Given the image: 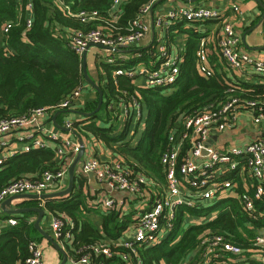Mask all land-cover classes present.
<instances>
[{
    "label": "built area",
    "instance_id": "obj_1",
    "mask_svg": "<svg viewBox=\"0 0 264 264\" xmlns=\"http://www.w3.org/2000/svg\"><path fill=\"white\" fill-rule=\"evenodd\" d=\"M62 11L69 16L76 17L85 24L98 23L101 26L84 31L74 30L68 36L70 48L82 59L92 45H102L111 51L132 49L139 45L150 33L151 26L147 21L159 0H149L143 7L138 18L131 24L128 33H123L117 26L118 13L123 0H115L111 17H104L98 11L79 12L74 14L64 4V0H54ZM29 13L28 29L32 27V0L26 6ZM233 10L239 12V7ZM222 12L207 7H176L155 17L154 27L159 31L153 45L160 57V64L156 69L141 65L133 70L124 68L114 72L117 76L126 75L129 78L144 77V88H163L174 85L180 74L183 54L172 55L163 32L172 23L180 20L198 23L218 20ZM11 24L5 25L3 32L8 33ZM241 39L232 23H224L218 39L220 54L227 66L236 72L251 70L264 79V59L246 53L241 48ZM91 49V48H90ZM116 50V51H115ZM90 50H88L89 52ZM112 57V56H111ZM115 59H108L112 64ZM197 66L201 75L206 78L213 76V70L208 66V53L205 39L200 40L197 52ZM106 82V81H105ZM104 82V83H105ZM230 93L234 90L230 89ZM119 96L108 103V109L117 117L121 129L129 122L138 123L143 119L144 108L139 95L126 90L119 92ZM83 87L55 106L38 108L27 115L11 117L0 121V148L5 156L0 159V165L20 152H29L47 147L43 133V121L64 110H87V103L83 101ZM86 112V111H85ZM251 113L252 124L261 129L263 136L244 147L220 149L211 140L217 133L237 127L241 116ZM75 123L65 121L63 127L69 133L56 132L51 138L60 142L56 149V160L59 162L57 171H44L40 178H20L0 190V207L9 198L32 194L43 195L59 192L64 188L66 176L75 156L78 155L80 145L71 138L70 133L75 130ZM122 125V126H121ZM12 140H15L11 142ZM170 147L162 155L161 164L165 171V184L148 178L142 172H135L127 167L118 155H111L110 159L102 161L94 156L81 163L80 173L88 176L95 174L97 181L110 192L126 193L139 201L138 214L131 228L128 238L118 241L101 240L89 246L81 247L78 253L82 257L78 260L71 255L72 264H92L91 257L104 256L107 259L120 258L119 264H143L139 257V250L148 244H155L162 240L173 227L176 212L180 207L206 206L209 203L225 197L228 192L237 187L236 179H246L251 191L240 195L243 209L253 220L264 218V210L255 201L264 203V107L258 106L256 101L245 100L236 95L230 97L217 107H210L202 112L187 116L183 126L169 137ZM151 198V206L147 209V198ZM129 199H117L107 193L99 196L95 204L106 211L120 210L124 214L129 205ZM150 205V204H149ZM17 225L15 218L0 217V234L7 227ZM51 227L55 237L64 249L74 241L75 223L69 217L62 215L54 217ZM252 247L244 250L227 237L214 234L205 237L199 247L197 264H264V235L259 234L251 240ZM30 257L25 264H45L44 248L36 241L30 243Z\"/></svg>",
    "mask_w": 264,
    "mask_h": 264
},
{
    "label": "trees",
    "instance_id": "obj_2",
    "mask_svg": "<svg viewBox=\"0 0 264 264\" xmlns=\"http://www.w3.org/2000/svg\"><path fill=\"white\" fill-rule=\"evenodd\" d=\"M114 1L64 0V4L74 14L98 11L104 17H111ZM148 2L122 1L117 26L123 33H128L131 24ZM27 4L28 0H0V121L27 115L38 108L55 106L74 90L83 87L82 59L70 48L68 36L74 30L88 31L101 26L98 23L83 24L80 19L62 11L54 0H32L33 23L28 29ZM186 22L180 20L178 23L183 25ZM7 24H11V28L4 34L3 28ZM192 39L183 57L178 79L170 87L137 88L134 79L126 75L117 76L114 81L113 72L119 68L130 71L139 64L151 69L157 68L161 61L155 45L138 49L127 59L112 53L114 64L98 63V70L107 75L106 82L100 85L105 102L99 113L74 125L80 135L88 137L92 134L101 139L124 160L127 167L161 184H165L161 157L170 147V134L181 129L187 116L212 106L217 107L234 95L256 101L258 106L264 107V86L250 87L232 83L214 70L213 76L209 78L201 75L197 67L201 37L192 35ZM230 89L234 92L230 93ZM122 90L137 93L147 114L144 129L136 142L133 137L128 140L131 124L127 122L119 130L118 116L114 118L108 109V103L114 101ZM97 105L98 101H95L87 111H94ZM99 121L106 125H98ZM2 164L0 190L14 180L38 179L44 171L55 172L60 167L55 153L46 149L14 155ZM76 180L74 193L47 201L45 207L54 216L65 215L75 222L74 250L71 254L78 260L83 255L78 253L81 247L92 245L103 236L94 225L81 220L83 212L88 209L82 190L86 180L82 176H77ZM255 203L259 209L264 210L263 202ZM39 204L25 200L18 206L38 207ZM35 215L26 213L15 216L17 225L5 228L0 234V264L26 263L31 255L30 243L38 234L31 221ZM132 216H125L117 209L107 213L103 218L105 235L111 240L122 237L134 223ZM192 217L200 223H188V218ZM80 222L82 228L77 234ZM261 229H264V218L253 220L248 217L241 199L221 200L210 207L201 204L192 208L183 206L176 212L172 229L158 243L144 245L139 250V257L143 264H197L195 259L205 237L221 234L244 250H249L252 247L251 240ZM119 262L118 257H91L92 264Z\"/></svg>",
    "mask_w": 264,
    "mask_h": 264
},
{
    "label": "crops",
    "instance_id": "obj_3",
    "mask_svg": "<svg viewBox=\"0 0 264 264\" xmlns=\"http://www.w3.org/2000/svg\"><path fill=\"white\" fill-rule=\"evenodd\" d=\"M235 5L239 7V12L233 10V7ZM197 6L218 9L220 10V12H222V16L218 20H211V21L198 22V23L186 22L183 25L179 24L178 22L172 23L163 32V37L167 42L171 54L174 56L177 53L181 52L184 57L188 44H190L191 40H193L192 35L201 37L200 40L205 39L206 41V47L208 53V66L212 70L216 71L217 73H220L221 75H224L225 79L231 81L232 83H240L241 85H245V86L248 85L250 87L258 86V85L264 86V79L259 75L253 73L251 70H246L243 72H236L231 70L227 66L225 61L222 59L220 54V48L218 45V39L221 33L222 25L224 23L229 22L234 25L236 33L241 39L242 50L254 57L264 59V0H159L155 4L153 11L150 13V15L147 18V21L151 26V33L136 47H133L132 49H128V50H120L115 53L121 56L122 58L127 59L131 57L132 53H134L136 50L143 48L147 49L151 47L153 45L155 36L159 33V31L154 27L155 17L161 14H166L168 11L176 7L189 8V7H197ZM118 16H120L119 13ZM199 46H198V50H199ZM105 52L103 53L104 55H106V59L100 54H97L95 58L99 56V58L102 59L101 62H106V63L110 58L115 59V57H111L112 55H109L108 52L106 53ZM88 53H87V61H88ZM95 58L92 60L91 63L88 62L87 68L91 78L100 86L102 83H104L107 80V75L102 70H98L97 66H96L97 69L95 68L96 71L95 72L92 71V65L94 64ZM141 65L144 64H139L135 68L137 67L139 68ZM116 70H114V72ZM114 72H113V76H114ZM134 84L137 88H144L145 78L144 77L134 78ZM82 99L83 101H86L87 110H88V108H90L93 105V103H95V101H98L99 94L92 86H90L88 83L85 82V85L83 86ZM87 110L80 112H85V111L89 112ZM66 111H70V110H66ZM145 114L146 111H144L143 113L144 118H145ZM55 116L56 114L52 117H47L46 119H44L43 133L47 145V147L44 149L51 150L52 152H54L56 158V149L58 146H60V142L53 140L51 138V134L56 132H63L67 134L69 133L68 131L60 130L58 127H63V123L65 121L79 123V122H83L86 118L75 113H61L56 117V119ZM252 118L253 115L251 113H247L241 116L236 128L231 130H226L222 133H217L216 135L213 136L211 143L215 147L220 149H228L234 146L244 147L249 143H251L252 141H254L256 138L263 136V132H261V129L252 124ZM98 125L104 126L106 124L99 121ZM118 129L121 130V127L119 126ZM140 129H141L140 122L132 123V126L128 134V140L133 137L134 142H136L140 138L139 135H141L143 131ZM74 131L83 139L85 144L86 150L83 157V161L92 156L99 158L102 161H106L107 159L108 160L110 159L111 155H113L114 151L111 148H109L101 139L95 137L92 134H89L88 137H85L80 135L76 130ZM70 136L72 139L78 141L77 136L73 132L70 133ZM13 141L15 140H12L11 142ZM114 148H116V145H114ZM24 153L26 152H20L17 153L16 155L24 154ZM3 156L5 155L2 151V148H0V159H3ZM76 157L77 156H75L72 163L74 162ZM10 158H7V160ZM80 165L81 163L77 166L75 175L76 177L82 176L86 180V182L82 187V190L84 195L86 196V203L88 208L85 212H83L82 214L83 219L81 220L88 221L90 224L94 225L99 230L100 235L103 236V238L100 239L99 241L101 240L118 241L128 238L131 234V228L133 224H131L128 230L123 233L122 237L116 240H111L105 235L103 231V218L109 212L103 209L101 206L95 204V201L99 196L105 193L117 199H124V198L129 199L130 201L129 200L128 201L130 202L129 203L130 206L127 207V210L123 215L130 216V214H133L132 218L134 222L138 214L137 206H139V201L134 199L133 197L128 196L126 193L110 192L109 190L106 189V187L102 186L97 181L96 177L91 178L89 175L88 176L82 175L80 173L81 171ZM236 181H237V187L234 190L228 192V194L225 197L214 201V203L226 199H240L241 194L251 191V186L248 184L246 179L238 177ZM76 183L77 180L75 184ZM68 185H69V173L66 176L64 182V188L62 190H65L68 187ZM74 192H75V186L73 193ZM147 201H148L147 202L148 205L146 208L149 209L152 203L151 198L148 197ZM20 203L21 201L16 202L15 205L13 204L14 205L13 207L24 208L18 206ZM42 204L45 206L44 203ZM40 205L41 203L39 204V206ZM118 211L120 212V210ZM8 216L12 217L11 215L4 214L2 208L0 207V217L7 218ZM15 216H20V215H15ZM15 216H13V218ZM54 217L55 216L46 209V214L41 223V228L43 231L47 232L48 235H50L51 238L54 239L55 242L60 246L62 251L66 253V256L68 258L66 264H72L69 257L72 255L71 253L72 250H74V246L70 244L69 245L70 248L66 246V248L64 249V247H62L63 245H61L62 243H60V241L56 239L55 233L51 227ZM36 218H37V214L31 218V221L35 223ZM189 222L190 224H197L198 220L192 217V218H188V223ZM81 228H82V223L80 222L78 224L77 234L81 232ZM75 229L76 228H74V231ZM257 232H258L257 235L259 234L264 235V229L258 230ZM37 235L34 241L38 242L43 246L44 256H45V252L46 255H48V259L46 258V264H61L63 261V254L51 243L50 240L44 238L39 232ZM226 263L228 264V262ZM114 264H119V263H114Z\"/></svg>",
    "mask_w": 264,
    "mask_h": 264
},
{
    "label": "water",
    "instance_id": "obj_4",
    "mask_svg": "<svg viewBox=\"0 0 264 264\" xmlns=\"http://www.w3.org/2000/svg\"><path fill=\"white\" fill-rule=\"evenodd\" d=\"M92 47H96V48H100L104 51H111L110 48L108 47H104L102 45H92L88 48V50H90V48ZM87 52L83 55L82 58V70H83V76H84V80L86 83H88L90 86H92L99 94V99H98V105L96 107V109L92 112H80V111H76V110H70V111H59L56 113L55 119L56 117L61 114V113H75L78 115H81L84 118H89L92 117L94 115H96L97 113L100 112L103 104H104V95L103 92L100 88V86L91 78V76L89 75L88 72V68H87ZM116 51V50H115ZM118 52V51H116ZM56 121V120H54ZM60 130L63 131H68V129L64 128V127H58ZM71 132H73L77 138H78V143L80 145V149L78 152V155L76 157V159L74 160V162L72 163L70 169H69V185L65 190L59 191V192H54V193H48V194H43V195H32V194H26V195H21V196H16V197H11L9 199H7L2 205V211L4 214L6 215H11V216H15V215H23L26 213H36L37 214V218L35 220L34 223V227L35 229L44 237L47 238L48 240L51 241V243L63 254V261L61 264H66L67 263V256L66 253H64L62 251V249L60 248V246L55 242L54 239L51 238L50 235H48L47 232L43 231L41 228V223L44 219V216L46 214V208L42 203H46L47 201L53 200V199H57V198H62V197H66L69 196L71 193H73L74 191V186H75V182H76V169L77 166L83 162V157L85 154V144L83 139L74 131L72 130ZM89 176L91 178L95 177V174L90 173ZM35 201L38 203H41V205L39 207H24V208H14L13 206L15 205L16 202L18 201ZM14 204V205H13Z\"/></svg>",
    "mask_w": 264,
    "mask_h": 264
},
{
    "label": "rangeland",
    "instance_id": "obj_5",
    "mask_svg": "<svg viewBox=\"0 0 264 264\" xmlns=\"http://www.w3.org/2000/svg\"><path fill=\"white\" fill-rule=\"evenodd\" d=\"M103 52H105L104 50H102V49H100V48H96V47H92L91 48V50L89 51V53H88V62L89 63H91L92 62V60L95 58V56L97 55V54H100V55H102L105 59H106V55H104V53ZM106 53V52H105ZM101 61H102V59L101 58H99V56H97L96 58H95V60H94V64L92 65V71L93 72H95L96 71V66H97V64L98 63H101ZM96 68V69H95ZM146 117H147V114H145V118L143 117V119H142V121H141V124H140V130H143V127H144V123H145V120H146ZM134 130V129H133ZM139 136H141V135H139ZM139 136H138V138H139ZM214 203H209V207L210 206H212ZM198 223H200V222H198ZM260 232H262V231H260ZM46 258L48 259V255H46V252H45V256H44V260H45V264H46Z\"/></svg>",
    "mask_w": 264,
    "mask_h": 264
}]
</instances>
